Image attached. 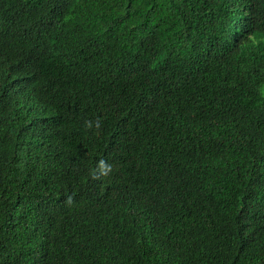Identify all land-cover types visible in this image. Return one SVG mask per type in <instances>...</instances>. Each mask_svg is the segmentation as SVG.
I'll use <instances>...</instances> for the list:
<instances>
[{
  "label": "trees",
  "instance_id": "1",
  "mask_svg": "<svg viewBox=\"0 0 264 264\" xmlns=\"http://www.w3.org/2000/svg\"><path fill=\"white\" fill-rule=\"evenodd\" d=\"M0 264H264V0H0Z\"/></svg>",
  "mask_w": 264,
  "mask_h": 264
},
{
  "label": "clouds",
  "instance_id": "2",
  "mask_svg": "<svg viewBox=\"0 0 264 264\" xmlns=\"http://www.w3.org/2000/svg\"><path fill=\"white\" fill-rule=\"evenodd\" d=\"M101 174L106 175L108 171L110 170V166L106 165L103 160L99 162Z\"/></svg>",
  "mask_w": 264,
  "mask_h": 264
}]
</instances>
